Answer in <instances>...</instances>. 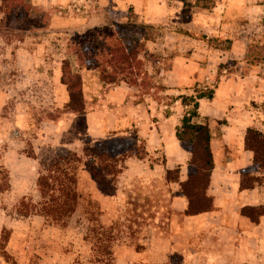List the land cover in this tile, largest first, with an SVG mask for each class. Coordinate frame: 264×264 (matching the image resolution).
<instances>
[{"label":"rangeland","instance_id":"374dc122","mask_svg":"<svg viewBox=\"0 0 264 264\" xmlns=\"http://www.w3.org/2000/svg\"><path fill=\"white\" fill-rule=\"evenodd\" d=\"M16 1L22 19L0 24V171L10 183L0 187V264H156L148 241L158 232L172 244V203L187 199L192 155L177 131L196 107L194 122L211 129L215 169L235 166L240 187L264 198V170L245 144L248 129L264 133V0ZM113 56L132 66L129 83H110ZM77 79L83 114L68 107L67 83ZM116 139L143 158L103 171L100 184L92 168L102 161L90 149ZM63 148L80 158L78 201L56 219L42 215L38 179ZM193 199L209 207L203 192ZM255 208L245 214L252 222L264 217V205ZM227 254L203 260L264 264V241L255 257ZM184 261L179 251L165 257Z\"/></svg>","mask_w":264,"mask_h":264},{"label":"trees","instance_id":"16d2710c","mask_svg":"<svg viewBox=\"0 0 264 264\" xmlns=\"http://www.w3.org/2000/svg\"><path fill=\"white\" fill-rule=\"evenodd\" d=\"M16 0H0V11L4 18L1 19L0 24L6 18L8 22H15L18 19H22L23 8L20 5L14 4ZM109 54L112 56L115 51L110 49ZM96 63L98 59L95 53L92 54ZM124 59V58H123ZM115 57L108 58L106 61V68L112 70L114 75L113 80L110 83L116 82L121 76V80L129 83L130 67L127 62H118ZM125 61V60H124ZM119 76V77H118ZM104 81L107 79L104 77ZM68 91L70 94L69 108L80 114L84 113V97L81 87H79L78 79L75 83H67ZM207 95H200L199 99L205 98ZM210 97V96H209ZM198 116V107H196L194 113L188 114L184 117L181 127L177 131V138L181 143V146L191 153L192 158L189 164V178L184 183L183 189L188 194L187 197L189 206L187 209V215H198L212 210L213 200L208 195V189L211 183V176L215 169L214 156L211 148L212 134L210 126L207 123L194 122V118ZM246 148L253 152V162L259 169L264 170V133L250 128L247 131L245 137ZM106 147L103 150H92V155L95 159L102 161V166L97 165L99 169L92 168V176L100 184L103 182V171H116L119 163L125 161L127 158L136 156L142 159V151L132 145L130 140L116 139L106 142ZM36 159L33 155H28ZM108 162V163H106ZM48 167L44 168V172L38 179V186L42 197L46 202L44 203L42 215L50 217L51 215L57 219V217L66 216L67 212L74 210V204L78 201L77 181L75 178V171L77 169L76 164L80 163V158L76 154L70 152L68 149L63 148L58 150ZM179 171V169H178ZM6 169L0 171V187L3 191H7L10 188L9 175ZM173 171H169L172 173ZM2 182L4 184L2 185ZM253 187H243V189H251ZM205 191V192H204ZM203 192L205 200L209 201V207L196 208L197 203L193 197L197 199V194ZM193 193V196L191 195ZM255 207H245L242 209V215H245L249 210H256Z\"/></svg>","mask_w":264,"mask_h":264},{"label":"crops","instance_id":"0c3cea01","mask_svg":"<svg viewBox=\"0 0 264 264\" xmlns=\"http://www.w3.org/2000/svg\"><path fill=\"white\" fill-rule=\"evenodd\" d=\"M0 15L2 17L1 11ZM220 93L216 94L215 102H222L217 97ZM199 102L203 104L205 100ZM243 121L239 120V126L231 129L234 132L241 130ZM236 138L229 137L225 142L232 145ZM240 184V171L235 166L228 170L214 169L208 189V195L213 200L212 210L198 215H187L188 200L175 198L172 205L177 219L172 220L171 233L175 237L171 240L172 244L158 232H154L153 238L148 241V253L158 259L156 264H165V257L176 251L184 257V264H205L203 259L225 257L227 253L228 257L245 258L255 257L257 252H262L264 217L252 222L242 215L241 210L264 205V198L258 190L243 189ZM181 215L184 217L179 218ZM166 243H169L168 249L165 248Z\"/></svg>","mask_w":264,"mask_h":264}]
</instances>
